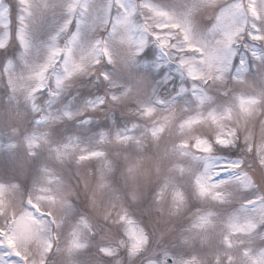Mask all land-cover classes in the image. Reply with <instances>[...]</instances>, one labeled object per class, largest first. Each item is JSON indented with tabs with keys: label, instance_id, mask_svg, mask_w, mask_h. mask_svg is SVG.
I'll return each instance as SVG.
<instances>
[{
	"label": "snow or ice",
	"instance_id": "obj_1",
	"mask_svg": "<svg viewBox=\"0 0 264 264\" xmlns=\"http://www.w3.org/2000/svg\"><path fill=\"white\" fill-rule=\"evenodd\" d=\"M149 37L182 53L189 78L230 75L239 91L219 110L185 107L182 117L155 90L140 98L138 81L103 65L136 64ZM98 65L100 83L69 100L74 78ZM188 91L181 85L176 96ZM191 94L200 106L212 99L195 84ZM262 109L264 0L171 8L158 0H15L14 19L0 4V264L113 261L121 249L132 264H264ZM204 123L214 141L196 134ZM66 168L94 184L88 207L99 209L96 193L107 194L102 215L115 236L96 238L87 208L73 203ZM146 179L154 180L147 189ZM145 203L160 213L154 241L129 206Z\"/></svg>",
	"mask_w": 264,
	"mask_h": 264
},
{
	"label": "clouds",
	"instance_id": "obj_2",
	"mask_svg": "<svg viewBox=\"0 0 264 264\" xmlns=\"http://www.w3.org/2000/svg\"><path fill=\"white\" fill-rule=\"evenodd\" d=\"M158 2L171 8L178 7L183 3V0H158ZM199 23H208L207 18ZM165 51L168 52V55L173 57L172 62H169L168 56L165 55ZM147 53V56L138 59L136 64L129 67L108 65L107 62H104L103 67L105 70L111 71L113 76L125 83H134L138 81L139 96L144 100H150L153 96V90H155L162 98H167L176 103L178 117L186 116L188 114L184 111L185 107L197 111H203L205 113L219 110L223 105L230 103L233 95L237 94L239 91L235 86V82L230 78V75L226 76L223 82L218 81L215 78L198 81L189 78L187 74L180 69L177 62L178 55H182V53L178 54L171 48L162 50L159 47V43L151 37H149ZM158 64L160 65L159 68L156 67ZM99 67L100 66L98 65L90 71L78 74L74 78L65 93L69 100L73 99L79 93L93 90L89 85H98L100 83L96 75V71ZM212 75L214 77L215 74L213 73ZM193 84L212 98L208 105L200 106L195 102L191 94ZM181 85L189 90L184 94L182 99L176 96V92ZM257 119L260 122H264V109L258 114ZM2 130L3 129L0 128V131ZM171 134L178 135V128L171 129ZM196 134L206 136L214 141L216 133L213 126L204 123L203 126L198 129ZM5 163V161H0V168H2ZM191 163L194 166L197 164L196 161H191ZM63 175L72 186V199L73 203L77 205V211H84L85 208H87L88 214L92 217L94 223L97 224L96 238L99 239L102 235L115 236L117 232L116 226L111 225L110 222L106 223L102 215V210L108 200L107 194L96 193L99 209L88 207V200L93 195L94 184L90 183V186L85 187L82 182H79L76 179L71 168H66ZM117 180L119 181L118 186L123 190L124 180L119 176H117ZM144 183L147 189L150 188L151 183H154V180L150 182L146 179ZM195 203L199 206V202ZM129 206L149 233L150 240L154 241L158 239L159 227L161 224L159 220L160 213L157 210H150L146 203L142 206H137L136 204H130ZM191 208L192 205L190 204L189 210H186V215L190 214ZM3 221L4 217L0 216V224H2ZM92 251L95 253L94 248ZM115 260H118L120 264H132V261L127 255L126 249H121ZM115 260L109 261L99 255H89L82 258V264H115ZM56 264H63L62 258L56 257ZM135 264H142V262L141 260H135Z\"/></svg>",
	"mask_w": 264,
	"mask_h": 264
},
{
	"label": "rangeland",
	"instance_id": "obj_3",
	"mask_svg": "<svg viewBox=\"0 0 264 264\" xmlns=\"http://www.w3.org/2000/svg\"><path fill=\"white\" fill-rule=\"evenodd\" d=\"M0 4L9 5L12 10L13 19L15 17V0H0ZM0 161H3V158H0Z\"/></svg>",
	"mask_w": 264,
	"mask_h": 264
}]
</instances>
